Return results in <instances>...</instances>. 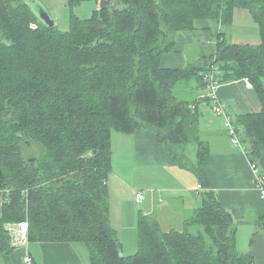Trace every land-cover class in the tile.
I'll return each instance as SVG.
<instances>
[{"label": "trees", "instance_id": "16d2710c", "mask_svg": "<svg viewBox=\"0 0 264 264\" xmlns=\"http://www.w3.org/2000/svg\"><path fill=\"white\" fill-rule=\"evenodd\" d=\"M96 1L91 16L74 14L62 32L42 22L28 0H0V255L18 245L11 223L27 221L30 241L80 243L89 264H256L237 247L233 213L209 189L182 230H164L142 212L138 250L126 255L111 224L107 180L112 132L148 128L207 185L202 164L211 150L197 101L175 91L190 80L206 87L212 65L223 82L248 79L260 98L261 111L233 122L264 175V0ZM236 8L250 11L260 43H233L221 31L207 62L162 66L179 33L198 19L228 28ZM191 143L198 165L185 155Z\"/></svg>", "mask_w": 264, "mask_h": 264}, {"label": "crops", "instance_id": "0c3cea01", "mask_svg": "<svg viewBox=\"0 0 264 264\" xmlns=\"http://www.w3.org/2000/svg\"><path fill=\"white\" fill-rule=\"evenodd\" d=\"M247 11L249 10L237 8L234 14L246 18ZM228 28L222 29L217 21L196 20L194 28L176 36L173 47L162 57V66L185 68L191 64L201 65L207 62L216 54L219 34L221 31L226 33ZM226 38L233 43L250 44L248 41L234 40L231 36L228 37L227 33ZM183 85L181 96L191 101L196 100L198 111L203 102L209 103L212 109V103L206 94L204 95V86L199 80H190ZM217 93L229 104L234 116L232 118L262 109L260 98L248 79L220 82ZM220 117H212V125L200 120L201 136L208 142L211 150L210 156L202 164L207 185H204L190 168L183 167L170 157L165 144L159 140L155 131L141 128L133 133L117 131L120 133L115 157V142L112 136L111 166L117 178L113 186L122 190V185L126 186L129 182L115 167L132 178L135 199L125 200L121 208L126 209L127 216L129 212L131 219L129 222H126V219L125 224L135 226L133 231H136L139 218L137 217L135 224L137 204L141 207L139 216L143 212L155 218L164 230H182L184 221L201 205V192L205 189L213 190L224 206L233 213L237 224L238 249L241 252H252L256 264H264V198L255 186L253 167L246 149L231 141L228 128L222 129V121L217 119ZM216 123L217 125H214ZM197 152L198 146L195 143H191L186 149L185 155L189 159V165H198ZM136 174L139 179H134ZM199 184H202L201 189L198 188ZM139 192L144 195L140 202L136 199ZM4 203V191L0 189V217ZM15 228V240L18 245L11 254L0 255L2 264H25L27 256H31L38 264H89L88 254L80 243L30 241L19 236L17 225ZM116 231L119 237V231ZM136 239L138 244L137 232Z\"/></svg>", "mask_w": 264, "mask_h": 264}, {"label": "rangeland", "instance_id": "374dc122", "mask_svg": "<svg viewBox=\"0 0 264 264\" xmlns=\"http://www.w3.org/2000/svg\"><path fill=\"white\" fill-rule=\"evenodd\" d=\"M39 2L48 11L51 17L55 20L57 28L62 32L69 31L71 29V20L74 14L80 18H87L91 16V14L93 13V10H96L97 8H99V2H97L96 0H82L80 3L72 5V6L70 4V0H39ZM247 12H248L247 13L248 15L246 16V18L245 16L244 17L239 16V15L236 16V14H234L232 25L231 27L227 29L226 33L228 37L231 36L234 40L248 41L250 42V44L255 45L262 41V37L259 31L258 23L254 19L250 11H247ZM217 74H219V76L223 74V71H221L219 67L217 68ZM219 76H218L217 87L219 86L220 82H223L219 78ZM183 84L185 83H182L181 85H179L175 92L179 97L186 99L185 96L183 97L181 96V89L184 87ZM208 93H209V89L204 86V95L205 94L207 95ZM220 100L222 101V103L228 106L229 108L228 113L230 114V116L234 117L231 114V109H230L229 104L221 97H220ZM209 101L212 103V109L209 103L203 102L200 105L199 113L202 115L200 116L201 122H205L208 125H212L213 123H212L211 118L217 117L220 115H217L214 112V105H215L214 101L212 99H209ZM212 111L214 113H212ZM220 118H217V119L222 121V129H225L227 127L226 118L224 116H221ZM214 125H217V123ZM118 133L120 132H117L115 130L112 132V136L114 137V142H115L114 157L116 155V151L118 150V146H117V138L119 136ZM238 146L242 147L243 149H246V151L248 149V146L244 144L242 141L240 145ZM115 166H117V164ZM115 168H116V171L118 170L125 179L129 180V182L126 183V186L122 185L123 186L122 190L117 189L115 186H113V183L115 182V180H117V178H115L114 173L112 171L110 172L108 180H107V186L109 189V197H108L109 201L108 202L110 205V219H111L112 226L119 231L120 241L123 243L122 245L124 247L125 254L129 255V254L136 253L138 250V244H137V239H136V232L139 236V233L137 231L138 226L136 227V231H133L135 226H130V224H127V225L125 224L126 219H127L126 222H129L131 218H130L129 212L127 216L126 209L124 207L121 208V204L125 200L135 199V191L133 188L134 184L131 183L132 181L131 176L129 177L128 174H125L122 170H119V168L117 167ZM135 178L139 179V175L138 174L134 175V179ZM140 209H141L140 205L137 204L135 224H136L137 217H139ZM131 222L133 223L134 220H131ZM11 224L13 225V227H16L17 222L11 223ZM11 224H9L10 228H11ZM134 232H135V235H133ZM12 236H15V233L12 232L11 237Z\"/></svg>", "mask_w": 264, "mask_h": 264}, {"label": "built area", "instance_id": "2783aa9c", "mask_svg": "<svg viewBox=\"0 0 264 264\" xmlns=\"http://www.w3.org/2000/svg\"><path fill=\"white\" fill-rule=\"evenodd\" d=\"M217 65H212L211 70L205 73V82L206 87L209 89V93L206 95L207 98L212 99L215 103L214 105V112L217 115L224 116L226 118V125L228 127V131L231 136V141L235 145H240L241 138L237 131V127L233 122V118L228 113V106H226L222 101L220 100V97L217 93V85H218V79H217ZM253 172H254V179H255V186L259 190L260 195L262 198H264V175L261 173V171L258 169V167L252 163ZM198 188H202V184L198 185ZM136 199L138 202L142 201L144 199V195L139 192L136 196ZM17 227L19 229V236H23V238H28V230H29V224L27 221H20L17 223ZM18 244V242H17ZM26 264H33V259L31 256H27L24 261Z\"/></svg>", "mask_w": 264, "mask_h": 264}, {"label": "water", "instance_id": "95a60500", "mask_svg": "<svg viewBox=\"0 0 264 264\" xmlns=\"http://www.w3.org/2000/svg\"><path fill=\"white\" fill-rule=\"evenodd\" d=\"M28 4L39 17V19L44 22L47 26L51 27L56 25L55 20L51 17L48 11L42 6L39 0H28Z\"/></svg>", "mask_w": 264, "mask_h": 264}]
</instances>
